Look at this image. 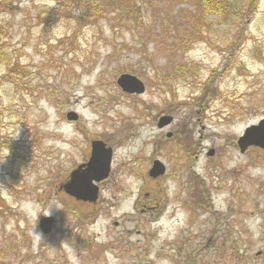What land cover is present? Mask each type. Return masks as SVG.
Here are the masks:
<instances>
[{
  "label": "rangeland",
  "instance_id": "obj_1",
  "mask_svg": "<svg viewBox=\"0 0 264 264\" xmlns=\"http://www.w3.org/2000/svg\"><path fill=\"white\" fill-rule=\"evenodd\" d=\"M198 3L92 15L79 0H0V264H264V150L236 145L264 117V0L234 51L243 22H198ZM123 73L145 92L123 93ZM98 137L109 175L98 202L75 201L58 186ZM44 216L59 219L49 235Z\"/></svg>",
  "mask_w": 264,
  "mask_h": 264
},
{
  "label": "water",
  "instance_id": "obj_2",
  "mask_svg": "<svg viewBox=\"0 0 264 264\" xmlns=\"http://www.w3.org/2000/svg\"><path fill=\"white\" fill-rule=\"evenodd\" d=\"M117 86L129 94H142L145 90L144 83L135 75L123 73L116 80ZM68 121H76L78 116L70 111L66 113ZM170 116H161L157 122L158 127L171 122ZM169 136V135H168ZM236 144L241 153L248 147H257L264 150V117L256 125L247 127L238 137ZM213 154L210 149L207 153ZM111 163V148L101 140L91 142L88 161L77 166L68 175L67 179L59 184L58 188L76 201L95 203L98 199V183L108 177ZM165 167L159 160L152 162L148 171L149 177H157L164 173ZM52 216H44L39 221L43 233H48L52 223Z\"/></svg>",
  "mask_w": 264,
  "mask_h": 264
},
{
  "label": "trees",
  "instance_id": "obj_3",
  "mask_svg": "<svg viewBox=\"0 0 264 264\" xmlns=\"http://www.w3.org/2000/svg\"><path fill=\"white\" fill-rule=\"evenodd\" d=\"M82 8L92 15H99L107 8H112L113 4H116L119 8L125 9L132 13L137 12L138 6L137 0H79ZM259 3V0H199V12L197 15V21L200 22L206 17H217L225 21L243 22L244 27L240 31L239 35L233 43V51L235 48L240 46L241 41L244 38L243 30L246 28L247 23L255 12V9ZM210 79L207 80V83ZM211 93V87L207 90L203 89L198 96L199 100H205ZM186 147L185 149H187ZM193 183L195 188L200 192L197 198L196 204L204 202L205 209L211 213L215 212L212 210V204L208 196L205 194V185L203 179L196 177L195 173H192ZM71 213L79 215L78 209L75 206L69 207Z\"/></svg>",
  "mask_w": 264,
  "mask_h": 264
},
{
  "label": "flooded vegetation",
  "instance_id": "obj_4",
  "mask_svg": "<svg viewBox=\"0 0 264 264\" xmlns=\"http://www.w3.org/2000/svg\"><path fill=\"white\" fill-rule=\"evenodd\" d=\"M126 94V93H125ZM126 95H129V96H137V95H134V94H126ZM93 140H99V137L98 138H96V139H89V148H88V150H87V155L90 153V147H91V142L93 141ZM87 158H88V156H87ZM87 161V160H86ZM98 188H99V183H98ZM98 200H99V198H98ZM98 200H97V202H98ZM145 208L142 210V211H145V210H153V209H155V203L151 200V201H148V203H146L145 205H143ZM74 219L76 220V221H78V222H83L84 224L83 225H86L87 223H86V221H87V217H74ZM59 222V219L57 218V217H53V220H52V223H51V225H50V230H49V232H48V234H46V235H49V234H51L52 232H53V230H54V228L56 227V225H57V223ZM116 224V223H115Z\"/></svg>",
  "mask_w": 264,
  "mask_h": 264
},
{
  "label": "clouds",
  "instance_id": "obj_5",
  "mask_svg": "<svg viewBox=\"0 0 264 264\" xmlns=\"http://www.w3.org/2000/svg\"><path fill=\"white\" fill-rule=\"evenodd\" d=\"M34 235H39V234H36V233H33Z\"/></svg>",
  "mask_w": 264,
  "mask_h": 264
}]
</instances>
